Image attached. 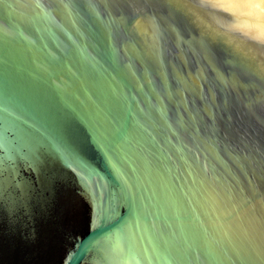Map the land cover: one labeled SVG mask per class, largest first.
Wrapping results in <instances>:
<instances>
[{
	"label": "water",
	"instance_id": "water-1",
	"mask_svg": "<svg viewBox=\"0 0 264 264\" xmlns=\"http://www.w3.org/2000/svg\"><path fill=\"white\" fill-rule=\"evenodd\" d=\"M0 264H264V0H0Z\"/></svg>",
	"mask_w": 264,
	"mask_h": 264
}]
</instances>
